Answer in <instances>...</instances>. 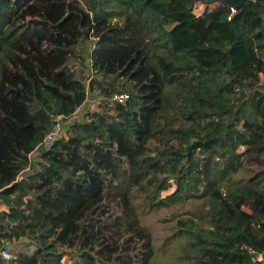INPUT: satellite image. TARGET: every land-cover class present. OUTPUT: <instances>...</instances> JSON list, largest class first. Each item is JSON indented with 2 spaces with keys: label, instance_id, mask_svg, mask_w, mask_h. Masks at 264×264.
I'll return each mask as SVG.
<instances>
[{
  "label": "trees",
  "instance_id": "1",
  "mask_svg": "<svg viewBox=\"0 0 264 264\" xmlns=\"http://www.w3.org/2000/svg\"><path fill=\"white\" fill-rule=\"evenodd\" d=\"M163 22L191 66L154 46ZM213 34L229 45L227 69ZM252 59L263 82L243 76ZM151 133L167 148L140 171ZM146 174L175 193L144 200ZM235 179L246 192L224 185ZM262 180L264 0H0V248L15 252L1 264H152L143 216L190 200L173 235L179 264H264L253 262L264 258ZM68 193L82 201L68 227L32 201Z\"/></svg>",
  "mask_w": 264,
  "mask_h": 264
},
{
  "label": "rangeland",
  "instance_id": "2",
  "mask_svg": "<svg viewBox=\"0 0 264 264\" xmlns=\"http://www.w3.org/2000/svg\"><path fill=\"white\" fill-rule=\"evenodd\" d=\"M22 3H28L32 0H21ZM137 8L141 10V6L137 4ZM10 12V11H9ZM197 13H200L197 10ZM165 22L158 25L152 31V40L154 42V46L160 52L161 56L174 63L179 64L182 67L191 66L192 61L187 57L186 54H175L172 50L168 34L165 32L163 26ZM210 47H213L216 50V64L224 65L227 60V50L228 43L221 39L219 36H213L208 42ZM255 71L248 69L246 71V76H254L255 80H258V75H254ZM245 78V74H243ZM250 79V78H248ZM91 109L94 107L91 105ZM81 112L75 116L77 118ZM157 118H162V116H157ZM61 128V130H60ZM58 137L62 135V125L57 129ZM153 133V132H152ZM144 141L143 151L134 161V164L138 166L141 171V166L146 165L150 167L157 162L160 151L167 148L164 145V142H161L160 139H156L153 137V134ZM36 158V154L33 155ZM165 176L161 177V180ZM139 184H143L144 186L140 188L139 194L144 197V200H147L146 196L151 197V200L156 198L155 202L160 201L162 199L168 200V198L175 193L176 183L174 180L168 181V186L165 188H160L158 190V183L154 179L153 175L146 174L143 176L142 180ZM262 183H257L252 185L254 187H261ZM225 186H238L239 190L237 191L239 194H242L247 191V187L250 183L245 179V181L235 180H227L224 183ZM263 189V188H262ZM157 192V194H156ZM156 194V195H155ZM155 195V196H154ZM35 204H38L41 209L50 210L51 211V220L55 226L63 223L66 227L69 226L71 219L73 218L76 211L81 207L82 201L76 198L72 193L62 194L59 198H49L47 196L37 194L34 200ZM32 201L28 200V203L31 204ZM200 202L197 200H190L185 203V205L175 204L170 208H161L155 210L154 212L146 214L142 218V224H144L153 234L155 239L156 246V256L152 261V264H179V255L181 254L180 248L178 244H181L173 235L175 232V225L177 221L180 219L183 214L187 211L194 210ZM20 211V208L17 209ZM6 248L10 251L12 255H14V250L10 245H7ZM71 251V250H68ZM69 258H64V263H68Z\"/></svg>",
  "mask_w": 264,
  "mask_h": 264
},
{
  "label": "built area",
  "instance_id": "3",
  "mask_svg": "<svg viewBox=\"0 0 264 264\" xmlns=\"http://www.w3.org/2000/svg\"><path fill=\"white\" fill-rule=\"evenodd\" d=\"M234 12V11H233ZM124 96H121V97H118V100L120 102H122L124 100ZM60 126L57 125L56 128L54 129V131L52 133H50L46 138H45V141L44 143L48 146V145H51L57 138H58V133H57V129L59 128ZM245 148L244 147H241V151H244ZM13 258V255L10 253V251L7 249V248H0V261H10L12 260ZM264 261V258L262 255H259L257 256L256 258L253 259V262L256 263V262H263ZM1 264V262H0Z\"/></svg>",
  "mask_w": 264,
  "mask_h": 264
},
{
  "label": "crops",
  "instance_id": "4",
  "mask_svg": "<svg viewBox=\"0 0 264 264\" xmlns=\"http://www.w3.org/2000/svg\"><path fill=\"white\" fill-rule=\"evenodd\" d=\"M141 10H139V11H141V12H143L144 14H146V13H148V11H147V9H145L144 7H142L141 6ZM200 12H202V10H204V8L203 7H200L199 9H198ZM166 23L168 24V21H166ZM213 36H218L217 34H213L212 36H211V38L213 37ZM169 37V36H168ZM210 38V39H211ZM210 41V40H209ZM181 54H184V53H181ZM227 55V54H226ZM188 57V56H187ZM189 58V57H188ZM190 59V58H189ZM191 61H192V63H191V65L193 64V60L192 59H190ZM215 65L217 66V64L215 63ZM219 66H222V67H224V68H228L229 67V61H228V57H227V60H226V64H224V65H219ZM256 67H257V61L255 60V59H252V60H250V62H249V64L245 67V69L243 70V74H245V78H250V79H254L255 80V77L252 75V76H250V77H248V76H246V71L248 70V69H251V70H253V71H255L256 73H254V75H258L257 74V71H256ZM257 78H259L258 80H256V81H258V82H263V78L262 77H260L259 75L257 76ZM261 186V188H263L264 189V180H262V184L260 185Z\"/></svg>",
  "mask_w": 264,
  "mask_h": 264
}]
</instances>
